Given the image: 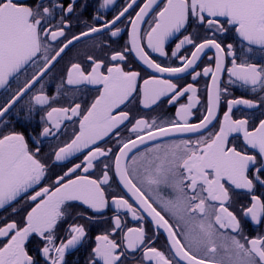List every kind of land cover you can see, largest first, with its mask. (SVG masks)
<instances>
[{"label":"snow or ice","instance_id":"1","mask_svg":"<svg viewBox=\"0 0 264 264\" xmlns=\"http://www.w3.org/2000/svg\"><path fill=\"white\" fill-rule=\"evenodd\" d=\"M77 2L67 0L65 7L63 0H0V89H10L12 80L17 83L10 98L0 105V124L7 127L9 121L2 118L31 94L15 116L31 123L38 110L49 107L50 110L39 117L43 125L40 137L56 136L64 121L79 117L78 131L73 133L70 142L55 151L53 162L65 161L87 150L80 163L37 191L34 186L46 179L49 171L40 158V148L31 150L23 132L0 130V209L25 198L35 205L21 222L13 220L0 226V240L4 241L0 243V264H41L38 257L29 254L27 247L33 234L44 243L37 251L45 264H65L66 251L80 244L86 231L83 225L73 224L68 229L69 238L57 244L58 224L71 215V202H81L94 213H102L108 207L104 186L110 183V168H114V175L131 194L135 206L123 196H112L111 203L117 210H126L134 220L142 221L143 214H147L156 229L167 233L173 257L170 259L151 246L157 233L149 236L143 226L128 228L120 243L111 239L110 236L123 227L120 216L116 215L111 218L110 231L96 236L90 264H124L126 252L136 251H142L140 264H181V261L185 264H264V235L244 236L241 219L230 210L237 202L234 197L246 191L250 203L240 204L238 211L256 225L264 223V199L253 194L257 185L264 187V119L250 124V118L233 119L231 115L234 106L259 107L264 104V96L259 102L228 100V110L218 130L203 135L213 126L221 93L228 91L227 87L221 88L223 72L228 73L232 85L251 88L253 93L264 92V63L249 62L256 54L264 58V0H166L145 33L149 49L161 56L167 55L165 43L182 29L186 30L190 23L206 33L199 43L194 31L175 45L171 55L181 61L179 67H162L142 46L141 24L159 7L158 0H145L135 18L129 17V41L121 51L112 53L111 66L88 56L90 70L81 63H72L68 68V86H99V94L90 105L86 109L80 103L71 107H50L56 97L45 94L43 81L65 51L74 41L93 33L115 29L110 35L116 37L122 31L116 24L136 0H131L112 20H105L99 27H89L69 39L66 29L71 27L69 16ZM112 3L113 0H104L102 7ZM230 32L243 42L239 51L233 43H224ZM185 46L191 47L190 55H179ZM212 49L215 50V70L205 67L202 73L197 72L194 66H198L206 50ZM130 54L156 73L180 78L178 74L191 69L194 81L201 75H211L206 114L199 123L190 122L192 110L200 102L197 88L191 83L182 88L171 79L151 76L138 91L140 73L125 70L123 66L128 64ZM228 58H231V67H226ZM105 67L106 72L102 71ZM22 73L24 79L20 80ZM63 86H58L57 95ZM137 94L144 108L158 106L164 100L169 105L179 104L176 118L158 124L156 117L149 122L143 117L130 116L129 111H121V106L127 107ZM186 95L188 102L179 103ZM133 119L135 122L127 130L135 139H124L121 129L127 128L126 122L131 123ZM176 133L200 135L195 140L156 144L138 156L132 155L129 163L125 162L139 145ZM234 134L241 138L239 144L230 140ZM105 137L115 138L118 151L100 146ZM103 160L111 163H102ZM99 164H102L100 175L93 179L88 173ZM78 171L80 175L76 174ZM134 176L141 186L134 182ZM162 187L170 190L169 197L161 194ZM30 189L34 194L29 196ZM12 212L18 209L12 207ZM178 229L182 230L183 241ZM201 251L204 255H197Z\"/></svg>","mask_w":264,"mask_h":264},{"label":"flooded vegetation","instance_id":"2","mask_svg":"<svg viewBox=\"0 0 264 264\" xmlns=\"http://www.w3.org/2000/svg\"><path fill=\"white\" fill-rule=\"evenodd\" d=\"M65 7L67 0H63ZM131 3V0H113L112 4L102 7L104 0H78L75 5V11L70 14L69 19L71 20V27L66 29L67 38H71L73 35H79L81 32H85L89 27L97 26L99 27L105 20H112L114 17L119 15L127 5ZM145 3V0H136V3L129 9L128 13L121 18L120 22L116 24L117 28L122 29V31L116 36L112 37L110 35V30H104L99 33H93L86 37H81L78 41H74L73 44L65 51L62 57L59 59V62L56 63L55 67L52 69V72L49 73L44 78V91L45 94L49 97H56L51 101L50 107H71L75 103H80L82 108H87L90 103L95 99L99 94L98 85H81L78 88L74 86H68L66 84L67 70L72 63H81L87 70H90V62L87 61L88 56H92L94 59H101L105 61L106 66H111L109 63V58L114 51H121L127 41H129V32L131 31V25L128 23L129 17L135 18L136 12L139 11ZM159 7L155 8V11L149 13L145 17V22L141 24V34H142V46L145 51L149 53L152 59L157 63H160L162 67H179L182 66L181 61L177 57L171 55L172 51L175 49V45L183 39L184 35L189 33H197V43L200 42V39L204 38L206 33L203 28H196L195 23H190L186 26V30L182 29L181 32L176 33L165 43V52L167 55L161 56L159 53L153 52L147 47V38L145 33L150 29L149 22L153 20L155 13L163 7L166 0H158ZM224 43H233L237 46V50L243 42L240 41V38L235 35L233 32L228 33L227 38L224 40ZM192 49L190 46H185L181 50L179 55H190ZM215 50H206L202 54L201 59L197 62L198 66H194L197 72L203 71L205 67H211L213 71L215 70ZM211 58V59H210ZM238 63L240 60L237 61ZM250 63L261 64L264 63V58H261L260 54H256L249 59ZM226 67H231V58L226 59ZM125 70H133L140 73V78L137 81L138 91L142 87L143 81L148 79L151 76H157L162 79H171L173 83H177L180 87H186L187 84L191 83L194 87L197 88V96L199 99V104L193 108V115L190 117L191 123H199L203 118V114H206L207 109V86L211 84V75L205 77L203 75L199 76L195 81L192 79L194 73L190 69L188 73L178 74L173 76L171 74H160L156 73L152 69H148L147 66L143 64L138 58H134V54L128 56V64L123 65ZM106 72V67L102 69ZM28 72H32L31 66L28 68ZM24 79L23 73L20 75V80ZM63 84V88L60 89L59 95H57L58 86ZM37 88L40 87L38 84ZM227 87V93H221V100L219 108L217 111L216 119L213 122V126H210L207 131L203 132V135L207 136L210 132L217 131L219 128V122L223 120L224 112L228 110L227 102L228 100L235 99H245L259 102L260 97L264 96V92L253 93L251 88H243L237 85H232L229 83V75L225 71L221 74V88ZM17 88V83L15 80L11 81L10 89H0V105H3L5 101L10 98L14 90ZM35 91V90H34ZM25 96L15 109L12 110V113L3 117L4 121H9L7 127H3L0 124V130L4 133L8 131L15 130L23 132L25 138L29 144L31 150H35L36 147L40 148V158L44 162L49 171L47 173V178L42 180L38 186H34L35 190H39L41 187L51 185L57 176L63 175L68 168L72 167L74 164L80 163L83 160V156L87 154V150L83 153H76L74 156L69 157L65 161L53 162L54 153L58 150L59 147H62L64 144L70 142L73 133L78 131L79 128V117H74L72 121H64L61 126V129L56 136L49 137H40L39 132L42 130L43 125L39 121V117L43 115L46 111L50 110L49 107L43 108L42 111L38 110L35 114L34 119L31 123L24 121L22 118H17L15 112L20 108L21 105L27 103L30 98ZM141 97L137 94L136 99L125 106H121V111H129L130 116L134 118H145L151 122L153 117L157 118V123H163L165 121H172L176 118V111L179 107V104L169 105L167 100L159 103L158 106L154 105L150 108H144L140 104ZM188 102L187 95L183 97L179 103L186 104ZM39 108V106H38ZM264 104H261L256 108H248L244 105L234 106L232 111L233 119H244L250 118V124L255 122L258 124L259 119H264ZM23 115V114H21ZM135 120L133 119L131 123H127V128L121 129V136L124 139H135V136L131 134L127 129L131 128L132 123ZM55 131V130H54ZM200 133L195 134H176L172 136L162 137L154 141H150L137 149L133 150L130 153L126 163L131 161L132 155H139V153L146 152L148 149L152 148L156 144L164 145L171 144L173 142L178 143L184 139L195 140ZM240 137L234 136L230 140L234 143H240ZM101 147L108 148L112 147L114 152L118 151V148L115 146L114 137H105L104 141L100 143ZM114 159V157H113ZM102 163H111L110 160H103ZM102 167V164L97 165L93 170H90L88 173L93 179L97 178L100 175L99 168ZM139 167V165H138ZM131 172V169H130ZM80 175L81 172L76 173ZM134 175V174H133ZM110 183L105 185V193L109 200L108 207L102 213H94L87 206L83 205L81 202H71L72 209L71 215L65 217L62 221L59 222L56 229L57 240L56 243L59 244L61 240H67L69 238L68 229L73 224L83 225L85 227L86 236L75 248H70L65 253V264H90L92 259V249L96 246V236L103 235L106 232H109L112 225V217L119 215L122 221V229L118 230L116 233L110 236L111 239L116 240L118 243L122 242L123 233L127 231L128 228H138L143 226L149 236H152L153 233H157L156 238L154 239L151 246L156 247L158 250L163 251L166 256L170 259L173 257V253L170 250V245L167 239V233L163 229H156L155 225L151 222V218L144 215V220L138 221L134 220L130 213L124 209L117 210L115 205L111 203L112 196H123L125 199H128L130 203L135 202L131 197L130 193L123 187L119 182L118 177L114 175V168L109 170ZM74 178V177H70ZM134 182L138 186H141L139 181L135 179ZM160 192L162 195L169 197L171 195L170 190L161 188ZM34 194L33 190H29L28 195ZM148 194V193H146ZM255 195H259L264 199V187H257L254 190ZM237 201L230 208L231 211H235L238 218L241 219L243 235L248 238L255 237L257 235H264V223L256 225L252 223L249 219L244 218L242 214L238 211V206L240 204L248 205L250 203V196L246 191H241L238 197H234ZM34 203L26 202V198L20 200L19 203H14L11 207H6L0 209V226L3 224L11 222L13 220L21 222L22 218L26 215L27 211L34 207ZM157 209L160 210L158 205ZM12 207L18 209V212L13 213ZM162 214H165L162 212ZM87 217H92L93 219L89 220ZM165 218L169 219L170 223L175 224V221L168 215L165 214ZM228 234H232L230 230H225ZM180 233V238L183 241L182 230L178 229ZM3 240H0V243H3ZM186 243V241H184ZM219 243V242H218ZM38 246L42 248L44 243L38 237L33 234L30 237V240L27 242V247L29 249V254L38 257L41 261V264H45V260L42 256H39L37 251ZM222 254V253H221ZM199 256H203L204 252L201 251L197 253ZM142 257V251H136L135 253L126 252V257L124 258V264H140ZM99 264V262H97ZM154 264V262H153ZM181 264L185 262L181 261Z\"/></svg>","mask_w":264,"mask_h":264},{"label":"water","instance_id":"3","mask_svg":"<svg viewBox=\"0 0 264 264\" xmlns=\"http://www.w3.org/2000/svg\"><path fill=\"white\" fill-rule=\"evenodd\" d=\"M176 134H179V133H176ZM176 134H171V135H169V136L176 135ZM157 139H159V138H157ZM157 139H156V140H157ZM149 142H150V141H148V142H146V143H149ZM146 143H145V144H146ZM143 145H144V144H143ZM140 146H142V145H139L138 147H140ZM134 150H135V149H134ZM129 155H130V153H129ZM125 162H126V161H125ZM126 190H127V189H126ZM130 195H131V194H130Z\"/></svg>","mask_w":264,"mask_h":264}]
</instances>
